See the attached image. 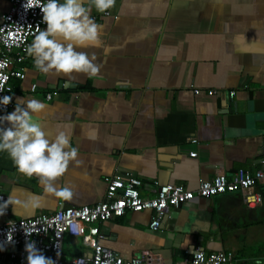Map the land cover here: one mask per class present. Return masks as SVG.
I'll return each mask as SVG.
<instances>
[{
	"label": "crops",
	"instance_id": "1",
	"mask_svg": "<svg viewBox=\"0 0 264 264\" xmlns=\"http://www.w3.org/2000/svg\"><path fill=\"white\" fill-rule=\"evenodd\" d=\"M8 9L9 0H0V22ZM105 14L92 11L102 47L80 49L96 55V77L44 74L28 56L20 65L25 78L10 81L8 112L17 98L43 102L36 118L44 132L49 139L57 129L70 133L81 163L70 164L56 182L58 188L74 187V197L65 200L0 152V193L16 201L9 219L97 204L104 179L116 174L140 179L141 196L151 197L154 182L194 191L217 173L230 177L258 163L264 0H116ZM48 93L55 94L50 101ZM256 190L262 202L255 209L239 193L195 197L169 208L157 232L149 230L150 211L126 212L100 224L106 236L101 243L124 260L149 250L175 262L200 249L232 252L234 264H264V187ZM74 245L68 259L82 251L80 243ZM0 259L7 264L5 256Z\"/></svg>",
	"mask_w": 264,
	"mask_h": 264
},
{
	"label": "built area",
	"instance_id": "2",
	"mask_svg": "<svg viewBox=\"0 0 264 264\" xmlns=\"http://www.w3.org/2000/svg\"><path fill=\"white\" fill-rule=\"evenodd\" d=\"M25 0H9V9L2 15L0 22V97L10 95V81H22L25 78L22 65L28 55L26 48L36 34V25L46 27L42 23L39 8L25 12L22 4ZM107 15V13L105 14ZM20 66V67H17ZM33 85L31 90L34 91ZM198 94V90H194ZM217 91H208V95H216ZM54 93H48L46 100L50 101ZM235 92L229 93L233 98ZM0 106V115L9 111ZM195 143V141H194ZM191 152L190 157H196ZM106 190L101 202L92 206L61 207L52 214H41L29 219H9V209L6 215L0 217V257L5 256L7 264H27L25 245L35 241L36 247L56 264H234V254L228 251L205 254L195 250L175 262H166L159 254L145 250L135 257L124 260L117 253L102 245L106 236L101 232V223L122 217L126 212H151L149 230L157 232L161 221L169 208L190 202L195 197L214 198L224 194L239 193L244 204L249 209H255L262 202V195L256 190L257 186L264 187V135L261 137L260 155L255 168L247 170L240 168L230 177L225 173H217L210 180L199 183L196 190H187L181 186L159 185L154 182L151 197H143L140 193V179L127 175L105 178ZM0 198L7 200L0 193ZM2 202V201H0ZM11 222V223H9ZM15 228L13 243H7L9 228ZM25 229L32 235L26 236ZM65 236L74 244L82 247L80 255L63 259V242ZM60 252V256H57ZM0 264H2L0 259Z\"/></svg>",
	"mask_w": 264,
	"mask_h": 264
},
{
	"label": "clouds",
	"instance_id": "3",
	"mask_svg": "<svg viewBox=\"0 0 264 264\" xmlns=\"http://www.w3.org/2000/svg\"><path fill=\"white\" fill-rule=\"evenodd\" d=\"M115 3L116 0H25L24 11L39 8L42 23L46 25L44 28L36 25L34 39L26 48L35 69L44 74L54 72L57 76L96 77L100 73L96 55L80 49L102 47L100 25L92 17V11L107 13ZM12 101V96L4 95L0 97V106L6 109ZM45 108L40 100L17 98L14 110L0 115V152H7L20 173L38 178L47 192L71 200L74 187L58 188L56 182L66 174L70 164L80 165L78 149L72 146L70 133L65 130L57 129L55 137L48 138L42 122L36 118ZM0 201V217L16 204L11 197ZM14 231L15 228H9V244L13 243ZM25 234L32 235L26 229ZM3 250L0 246V251ZM25 251L27 264H56L36 247L34 240L26 242ZM256 264L261 261L257 260Z\"/></svg>",
	"mask_w": 264,
	"mask_h": 264
},
{
	"label": "rangeland",
	"instance_id": "4",
	"mask_svg": "<svg viewBox=\"0 0 264 264\" xmlns=\"http://www.w3.org/2000/svg\"><path fill=\"white\" fill-rule=\"evenodd\" d=\"M75 250H76V245L70 242V238L68 236H65L63 242V251H64L63 259H68L67 257H70L68 254H70V252Z\"/></svg>",
	"mask_w": 264,
	"mask_h": 264
}]
</instances>
